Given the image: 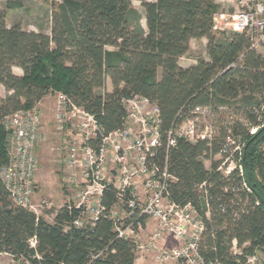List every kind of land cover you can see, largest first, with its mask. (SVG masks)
Masks as SVG:
<instances>
[{
    "label": "trees",
    "instance_id": "obj_1",
    "mask_svg": "<svg viewBox=\"0 0 264 264\" xmlns=\"http://www.w3.org/2000/svg\"><path fill=\"white\" fill-rule=\"evenodd\" d=\"M43 2L51 7L49 35L19 24L7 27L0 10V86L8 93L0 98V169L8 163L3 119L47 95H65L91 114L104 134L124 127V102L140 96L159 111L161 144L149 162L165 166L174 178L168 183L171 201L190 204L203 222L199 254L208 262L244 264L254 251H264V126L249 133L264 107V45L260 53L243 35L216 39L212 16L219 7L213 0ZM5 7L20 4L7 1ZM201 39L207 40L209 60L180 67L190 42ZM13 68L22 74L14 75ZM106 80L111 90L101 93ZM197 107L242 121L218 126L210 141L177 139L167 148L169 132ZM235 147L241 149L242 175L237 168L225 175L218 168L229 156L237 166ZM216 155L223 158L215 161ZM102 204L103 216L91 227H73L78 210L69 205L47 222L14 207L0 180V254L30 264H133L132 242L117 238L107 217L116 204L112 188L104 191Z\"/></svg>",
    "mask_w": 264,
    "mask_h": 264
},
{
    "label": "built area",
    "instance_id": "obj_2",
    "mask_svg": "<svg viewBox=\"0 0 264 264\" xmlns=\"http://www.w3.org/2000/svg\"><path fill=\"white\" fill-rule=\"evenodd\" d=\"M219 9L212 16V31L220 34H239L246 37L250 49L259 51L264 45V0H216ZM233 66V65H231ZM124 127L104 134L91 114L74 106L63 94L56 96L54 121L58 131L70 127V140L64 147L66 181L70 185H84L74 206L78 215L73 218L75 228L91 227L105 211L104 191H115L116 204L108 212L117 238L129 240L134 246L133 264H220L208 262L199 254V241L204 225L190 204L180 206L171 201L169 181L174 178L166 167L149 162L160 147L159 111L147 99L134 96L124 102ZM214 117L206 107H197L192 117L169 132L167 148L177 139L190 143L210 141L214 128L204 125L198 134L200 118ZM41 111L36 105L5 117L2 129L8 163L0 169V180L14 207L36 215L32 205L33 180L37 168L35 146L39 139ZM258 126L249 129L250 135L264 126V107L258 115ZM227 141H230L229 138ZM225 167L229 157L218 168L223 174L237 168ZM233 165V166H232ZM150 223V229L147 228ZM35 240L30 241L35 247ZM235 242H232V251ZM235 252V251H233ZM244 264H264V251L256 250Z\"/></svg>",
    "mask_w": 264,
    "mask_h": 264
},
{
    "label": "rangeland",
    "instance_id": "obj_3",
    "mask_svg": "<svg viewBox=\"0 0 264 264\" xmlns=\"http://www.w3.org/2000/svg\"><path fill=\"white\" fill-rule=\"evenodd\" d=\"M7 1H15L20 4V8L6 9ZM215 5H218L216 0H213ZM220 5V4H219ZM218 5V7H220ZM133 8L142 14L140 4L136 1L132 2ZM219 9V8H218ZM0 10L5 13V23L7 27L14 24H19L24 31L39 32L45 35L50 34L51 27V7L43 0H0ZM142 26L144 22L142 21ZM216 39H224L225 34L215 33ZM207 40H192L189 44V51L179 60V65L182 68H187L188 65H194L197 59L208 61L206 54ZM262 53V50H259ZM14 75L20 76L22 73L19 69L13 68ZM4 89V88H3ZM111 90L109 80H106L101 93H106ZM59 93L47 95L42 99L37 106L40 108L41 126L39 131V139L35 146V157L37 168L34 175L33 198L32 205L36 210V216L42 217L47 222H52L56 212L64 205L77 206L79 203L78 196L84 191V185H70L66 181L67 173L64 165L65 150L64 147L70 140V127H65L63 131H58L54 121L56 96ZM8 93L3 90L0 97L5 98ZM1 98V99H2ZM232 119L242 121L239 117L231 118L227 114L215 113L214 117L208 116L200 118L197 123L198 134L204 125H211L214 128V136L218 135V126L224 125L225 122H230ZM256 133V132H255ZM230 145H239L229 142ZM241 150V149H240ZM229 152V151H228ZM231 153H228L230 155ZM223 157L216 155L215 161H220ZM233 163L232 156L226 162L225 167ZM206 169L209 168V162L203 161ZM235 164V163H234ZM233 166V165H232ZM150 229V223H147ZM233 251L237 252L236 249ZM0 264H30L21 259H15L6 254H0Z\"/></svg>",
    "mask_w": 264,
    "mask_h": 264
},
{
    "label": "crops",
    "instance_id": "obj_4",
    "mask_svg": "<svg viewBox=\"0 0 264 264\" xmlns=\"http://www.w3.org/2000/svg\"><path fill=\"white\" fill-rule=\"evenodd\" d=\"M179 66H180V65H179ZM190 66H192V65H188L187 68L190 67ZM3 90H4L3 87L0 86V94L3 92ZM0 98H2V97H0ZM2 99H3V98H2Z\"/></svg>",
    "mask_w": 264,
    "mask_h": 264
}]
</instances>
